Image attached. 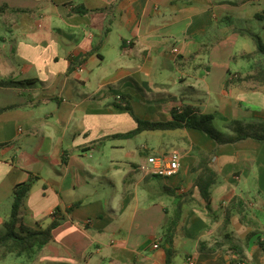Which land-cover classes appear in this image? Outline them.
Instances as JSON below:
<instances>
[{"label": "crops", "instance_id": "0c3cea01", "mask_svg": "<svg viewBox=\"0 0 264 264\" xmlns=\"http://www.w3.org/2000/svg\"><path fill=\"white\" fill-rule=\"evenodd\" d=\"M187 1L0 0V108L17 105L0 113V235L20 183L32 182L26 224L45 227L56 209L65 217L32 257L0 264H166L169 189L188 192L199 163L193 145L216 143L195 128L161 130L167 140L153 130L112 138L137 122L111 104L129 96L139 117L156 121L192 106L225 132L233 120L264 123V86L243 79L251 71L243 54L255 48L241 34L264 41L256 18L264 0ZM79 6L91 11L74 12ZM24 79L35 82H10ZM132 144L140 161L124 153ZM172 151L174 176L140 168ZM211 164L210 201L195 188L172 264H264V143L222 146Z\"/></svg>", "mask_w": 264, "mask_h": 264}, {"label": "trees", "instance_id": "16d2710c", "mask_svg": "<svg viewBox=\"0 0 264 264\" xmlns=\"http://www.w3.org/2000/svg\"><path fill=\"white\" fill-rule=\"evenodd\" d=\"M187 3H191L188 0ZM19 12H25L24 9H18ZM2 7H0V12ZM91 10L85 6H79L74 9L76 13H87ZM257 19L264 20V11L256 15ZM241 34L250 37L255 44L253 52L244 53L243 57L251 61V71L243 77L245 81L264 86V41L262 37L251 30H241ZM14 84L32 85L34 79H24L13 81ZM129 98V96H128ZM128 98H121L114 101L111 105L128 111L136 120L137 127L129 132L112 135V138H132L143 131L147 130H176L181 128H195L201 130L207 136L212 138L216 143V148L212 151H206L200 146L193 145V151L199 157V163L195 169L196 177L192 188L188 192L177 193L176 190H170L174 196L175 208L169 219L167 227L164 230L165 250L167 253L166 264H172L175 256L174 234L180 222L184 206L192 203L195 188H198L201 196L210 201V188L215 182L216 173L212 167V159L217 153V149L225 145H236L253 139L264 143V123L261 122H244L233 120L228 128L229 131H221L214 125V114L201 113L192 106H185L181 109L172 110V118L169 120H146L139 117ZM17 107L10 105L0 108V113ZM7 143H0V148ZM32 182L17 184L13 191V202L11 212L4 221L5 232L0 235V261L4 260L10 254L15 256L32 257L39 249L47 245L53 239V230L60 226L65 220L61 209H56L52 214L51 222L45 227H33L24 222V211L22 206L24 200L29 195ZM68 212L71 209H67ZM259 244L264 250V241ZM232 264H243L240 261H233Z\"/></svg>", "mask_w": 264, "mask_h": 264}, {"label": "built area", "instance_id": "2783aa9c", "mask_svg": "<svg viewBox=\"0 0 264 264\" xmlns=\"http://www.w3.org/2000/svg\"><path fill=\"white\" fill-rule=\"evenodd\" d=\"M140 168L150 175L160 177L174 176L180 169V154L178 151H172L168 155H150Z\"/></svg>", "mask_w": 264, "mask_h": 264}, {"label": "rangeland", "instance_id": "374dc122", "mask_svg": "<svg viewBox=\"0 0 264 264\" xmlns=\"http://www.w3.org/2000/svg\"><path fill=\"white\" fill-rule=\"evenodd\" d=\"M243 42L245 43V48L247 49V50H249V48L251 49H254L255 48V45H254V43H253V41L252 40H246V39H243ZM216 127V126H215ZM216 128H218V127H216ZM148 133H150V135L152 134V135H155V134H157L156 136H158L157 138L158 139H160V140H167V136H165V134H163L164 132L163 131H161V130H153V131H149ZM176 133H178V132H176ZM148 135L149 134H144V135H142V137L141 138H139V140H138V142L137 143H139V145L142 143V144H145V139H146V137H148ZM132 143H134V142H132ZM132 147H131V149L129 148L128 150H126V151H124V153H126L128 156H129V158H130V160H134V161H140L141 160V156H140V154H139V152L138 151H136L135 149H134V144H132L131 145ZM141 146V145H140ZM150 152H152V149H151V151ZM159 156H162L161 154H159ZM1 262V261H0Z\"/></svg>", "mask_w": 264, "mask_h": 264}]
</instances>
